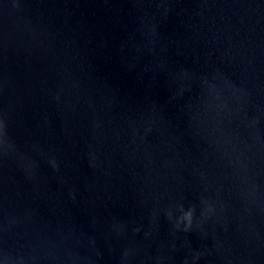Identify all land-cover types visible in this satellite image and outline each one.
<instances>
[{
  "label": "water",
  "instance_id": "95a60500",
  "mask_svg": "<svg viewBox=\"0 0 264 264\" xmlns=\"http://www.w3.org/2000/svg\"><path fill=\"white\" fill-rule=\"evenodd\" d=\"M0 264H264V0H0Z\"/></svg>",
  "mask_w": 264,
  "mask_h": 264
},
{
  "label": "clouds",
  "instance_id": "9594fccd",
  "mask_svg": "<svg viewBox=\"0 0 264 264\" xmlns=\"http://www.w3.org/2000/svg\"><path fill=\"white\" fill-rule=\"evenodd\" d=\"M169 219H171V213H169ZM192 221H193V213L190 210L188 212H185L183 214V216L179 220H177L176 227L179 228L180 223L186 222V225H185V229L184 230L185 231H188L191 228Z\"/></svg>",
  "mask_w": 264,
  "mask_h": 264
}]
</instances>
